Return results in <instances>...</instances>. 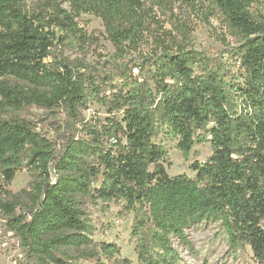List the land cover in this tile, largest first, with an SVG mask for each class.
Here are the masks:
<instances>
[{
	"label": "trees",
	"instance_id": "1",
	"mask_svg": "<svg viewBox=\"0 0 264 264\" xmlns=\"http://www.w3.org/2000/svg\"><path fill=\"white\" fill-rule=\"evenodd\" d=\"M259 1L212 0L242 38L228 52L240 72L232 74L157 18L166 0H0V217L26 264H178L174 240L190 246L186 230L204 221H221L233 248H251L246 264H264ZM84 14L101 18L118 58H132L104 70L65 55L69 39L90 42ZM89 102L107 116L86 119ZM163 128L185 159L211 145L192 163L195 177L168 172L156 141ZM25 169L32 179L14 194L8 187ZM85 200L133 215L136 263L92 238Z\"/></svg>",
	"mask_w": 264,
	"mask_h": 264
},
{
	"label": "rangeland",
	"instance_id": "2",
	"mask_svg": "<svg viewBox=\"0 0 264 264\" xmlns=\"http://www.w3.org/2000/svg\"><path fill=\"white\" fill-rule=\"evenodd\" d=\"M167 4L162 11H158L157 18L172 29L179 39L204 54L212 57H222L230 64L232 74H240L238 65L234 60L228 59L231 48L242 42L240 35L233 32L227 25L224 16L212 3V0H196L195 6H189L179 0H166ZM254 14H264V0L252 5ZM80 26L91 36L90 42L80 46L75 39H69L63 47L65 55L72 59L81 58L89 64L104 70H110L122 65L132 58H118L115 47L108 40L105 26L101 18L84 14L80 19ZM134 58V57H133ZM41 112L36 108L31 109L34 117ZM86 119L107 116L101 105L89 102L87 109L83 111ZM38 130H50L42 123H37ZM52 130V129H51ZM49 135H53L52 132ZM156 141L161 143L168 151L166 166L171 175L188 174L195 177L196 172L191 168L195 161L204 162L212 153L210 144H197L189 159L176 148L177 140L167 134L165 128L156 135ZM32 177L28 170L19 171L8 187L14 194L27 188ZM84 208L93 225L92 238L97 241L114 242L121 248L123 256L132 259L135 263L137 254L135 242L131 238V224L133 215L126 217L120 213V206L111 204L107 210L101 204L94 205L84 201ZM0 217V264H26L24 254L19 241L12 232H6ZM191 243L186 246L178 239L174 240V246L179 251L181 258L178 264H246L252 262L250 247L233 248L230 245L228 234L221 221H204L194 224L186 230Z\"/></svg>",
	"mask_w": 264,
	"mask_h": 264
}]
</instances>
